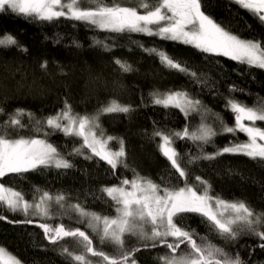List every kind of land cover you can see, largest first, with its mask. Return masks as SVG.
I'll return each mask as SVG.
<instances>
[{
	"label": "snow or ice",
	"instance_id": "snow-or-ice-1",
	"mask_svg": "<svg viewBox=\"0 0 264 264\" xmlns=\"http://www.w3.org/2000/svg\"><path fill=\"white\" fill-rule=\"evenodd\" d=\"M227 4L247 10L264 25V0H227ZM5 10L30 21L51 24L64 18L107 33L109 35L92 41L93 46L106 52L117 46L111 42L116 37L130 39L131 34H141L190 45L202 53L264 70L262 41L242 38L230 31L202 10L201 0H0V12ZM131 43L157 57L165 68L200 82L195 71L172 58L165 50L146 48L135 40ZM12 46L27 51L11 34L0 37V49ZM76 46L80 45L77 43ZM114 63L122 73L133 71L126 60L114 58ZM41 68H47V61L41 63ZM236 91L243 93L244 89L235 85L229 87L230 93ZM149 97L151 104L179 109L186 117L193 112H201L202 102L184 90L153 91ZM224 107L233 115L232 125L221 114L212 113L219 125L217 128L203 122L202 116V122L194 131H189L187 126L171 132L153 131L152 136L159 138L157 149L169 165L167 173L171 179L161 178L157 182L133 170L131 179L121 175L117 177L116 184L101 187L99 191L111 202L114 215H101L80 203L71 205L79 218L78 223L91 229L100 244L113 245L114 252L94 246L95 237L79 227H68L63 223L56 226L39 223L44 238L52 245H59L61 254L68 258L70 264H138L135 259L137 252L156 248L164 249L155 257L158 264H246L238 252L226 251L187 223L190 214L198 216L207 231L225 244L251 236L259 241L257 247L264 249V212L252 209L244 201L225 200L215 194L212 185L199 175H194L193 181L189 182L188 165L201 159L214 160L228 154L264 163V128L257 125V122H264V97L257 96L250 106L229 96L225 97ZM133 110L131 105L115 98L102 102L93 113L84 114L75 112L65 100L59 111L42 119L28 110L14 109L0 122V180L38 169L73 168L72 161L47 139L57 132L79 141L74 143L68 156H82L85 160L98 158L115 176L117 168H128L124 141L105 133L101 117L129 114ZM209 111L204 109L205 114ZM3 115L5 109L0 107V116ZM25 118L29 123L24 122ZM25 129L42 134L44 138L22 134ZM237 133L244 134L247 139L229 140L211 153L204 150L206 145L215 143V137L226 134L236 137ZM176 140L198 143V154L185 159L175 147ZM112 141H116V149L109 147ZM37 199L38 202H29L21 191L0 183V220H7L4 211L24 217L7 221L14 224H32V215L47 219L51 215V204L63 207L66 196H53L44 191ZM126 237L135 238V243L126 247ZM66 238L71 240L61 244ZM0 264L22 262L0 246Z\"/></svg>",
	"mask_w": 264,
	"mask_h": 264
},
{
	"label": "trees",
	"instance_id": "trees-1",
	"mask_svg": "<svg viewBox=\"0 0 264 264\" xmlns=\"http://www.w3.org/2000/svg\"><path fill=\"white\" fill-rule=\"evenodd\" d=\"M201 2L202 10L217 22L242 38H258L264 47V25L247 10L235 4L228 5L227 0ZM4 34H11L27 51H20L15 46L0 49V107L5 109L0 122L17 108L28 110L42 119L59 111L65 100L80 114L93 113L102 102L112 98L134 109L129 114L101 117L105 133L124 141L128 168H117L115 176L98 158L85 160L82 156H68L74 143L79 141L57 132L47 139L72 161L73 168L38 169L0 180V183L21 191L30 202L44 191L53 196H66V207L58 211L51 206L49 218L31 216L32 224L9 223L8 220L17 221L24 217L19 213L3 212L7 220H0V246L22 264H70L68 258L61 254L59 245H52L44 238L42 229L38 227L42 222L50 226L63 223L68 227H79L95 237L94 246L114 252L113 245L100 244L91 229L78 223L79 218L71 205L80 203L101 215H114L111 202L99 191L101 187L116 184L117 177L121 175L131 179L133 170L157 182L161 178L171 179L167 173L169 165L157 149L159 138L152 136L154 130L171 132L187 126L189 131H194L202 122V116L203 122L217 128L219 125L212 113L221 114L232 125L233 115L225 110V97L234 96L250 106L257 96L264 97V70L248 68L226 57L202 53L190 45L161 40L158 36L131 34L130 39L118 36L111 41L117 46L106 52L93 46L92 41L109 35L107 33L64 18L51 24L30 21L9 10L0 12V37ZM132 40L146 48L165 50L172 58L195 71L200 82L165 68L157 57L148 55L131 43ZM114 58L126 60L133 71H119ZM44 61H47L46 69L41 68ZM232 85L244 89V92L230 93ZM174 90L187 91L194 99H199L201 112H193L186 117L179 109L151 104L149 94L153 91L164 93ZM205 108L210 110L206 114ZM24 122L29 123L26 118ZM257 125L264 128V122H257ZM22 134L44 138L42 134L30 133L27 129ZM233 139L243 141L247 138L242 133H237L236 137L219 135L215 137V143L206 145L204 150L211 153ZM109 147L116 149V141L110 142ZM175 147L185 159L199 152L198 143L188 140H176ZM188 168L189 182L193 181L194 175H199L212 185L215 194L225 200L244 201L252 209L264 212V163L242 155L225 154L214 160L201 159ZM187 223L226 251L238 252L246 264H264V249L257 247L259 241L255 237L245 236L237 242L225 244L207 231L198 216L190 214ZM70 240L66 238L60 243ZM125 240L126 247L135 243V238L126 237ZM163 252L162 248L143 249L135 254V259L138 264H158L155 257Z\"/></svg>",
	"mask_w": 264,
	"mask_h": 264
},
{
	"label": "rangeland",
	"instance_id": "rangeland-1",
	"mask_svg": "<svg viewBox=\"0 0 264 264\" xmlns=\"http://www.w3.org/2000/svg\"><path fill=\"white\" fill-rule=\"evenodd\" d=\"M247 123V122H246ZM30 202V201H29ZM33 202H38V199H36L35 201H33ZM66 204H65V202H64V206H65ZM51 206H53V208H55V209H58V211H61L62 210V207L60 206V205H57V204H55V203H52L51 204ZM66 207V206H65ZM32 217H38V216H36V215H32Z\"/></svg>",
	"mask_w": 264,
	"mask_h": 264
}]
</instances>
